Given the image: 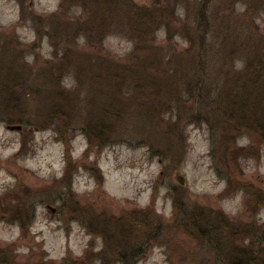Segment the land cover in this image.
<instances>
[{
	"label": "rangeland",
	"instance_id": "rangeland-1",
	"mask_svg": "<svg viewBox=\"0 0 264 264\" xmlns=\"http://www.w3.org/2000/svg\"><path fill=\"white\" fill-rule=\"evenodd\" d=\"M131 1L165 8L138 22L147 35L128 15L92 25L71 1L0 0V256L262 264L264 143L233 131L264 113L247 102L264 0Z\"/></svg>",
	"mask_w": 264,
	"mask_h": 264
},
{
	"label": "trees",
	"instance_id": "trees-1",
	"mask_svg": "<svg viewBox=\"0 0 264 264\" xmlns=\"http://www.w3.org/2000/svg\"><path fill=\"white\" fill-rule=\"evenodd\" d=\"M69 1H71L72 3L75 4V6L80 7L83 10L84 9L88 10L90 23L92 25H96V26H101V27H103V26L105 27V25L114 26V24L117 23V20H118V23L120 25V21L118 19L120 14L132 16L129 19H127V21L132 23L133 28H131V30L133 31V33H135V35H137V34L147 35L148 33H150V31H151L150 27L146 28V29H142V28L137 26L138 22H142V23L152 25L153 22L162 15V12L165 9L164 7L160 6L159 4L154 3L151 5L149 10L146 8L148 13H145L144 7H142L141 9L137 8V6L131 0H65V3L69 2ZM141 15L143 16L142 17L143 19L139 20L138 17ZM105 18H106V20H105ZM136 19L139 21H136ZM122 20H124V19H122ZM80 23L78 25V29L80 31H82V33H83L82 35L84 37L88 38L89 37L88 31L84 28L85 23H81V24ZM202 34H203L202 37H204V36L206 37V35H205L206 31L203 32ZM131 37L134 40H136L135 44H134V50H133V53H136L137 51L142 49V46H141L140 41L138 40V37H136V36H134V37L131 36ZM204 40L201 41L202 46H203V44H205ZM137 41H138V43H137ZM191 42L193 43V41H191ZM152 45H153L152 48L154 49L152 55H154L155 60L158 61L159 58L161 57L160 53H161L162 48H161V46H155L154 44H152ZM151 51L152 50L149 51L150 54H151ZM198 55H200L202 57V55L200 53ZM246 62L249 64L248 61H246ZM158 63H159V61H158ZM256 65H257L256 68H259L262 66V68L264 69V67H263L264 65L262 63L260 64L257 61ZM117 67H118V70H117ZM117 67H108V69L113 74H123L125 72V71L122 72L121 70H119V66H117ZM123 67H125V66H123ZM256 68L254 65L252 70H254ZM129 72L130 71L128 70V73ZM111 73H109V74H111ZM106 76H108V75H106ZM261 80H262V76H261V74L259 75V70L255 71L251 76L248 77V81L251 82L253 85H255L254 91H257V92L255 93L254 98L250 94L251 97L248 98L247 102H250L252 100L254 102L257 101L256 106L260 107L263 105V107H264V84H263L264 79L262 80L263 86L260 88V86L262 85V84H260ZM258 87L260 88L259 90H258ZM58 95L61 96L62 91L61 92L59 91ZM237 119H239L240 122L236 123L237 125L234 128L233 132L235 133V135L237 133H239V131L243 130V129H241L242 127H245L244 133L249 135L248 134L249 131L254 132L253 135L259 137L260 141H262L261 144L263 145V143H264V113L260 114L258 112L257 114L252 116L251 122L253 121V124L245 123L248 121L247 119H249L246 116V112H245V115H243V116H241L239 114V117L237 116ZM194 121H196V120L191 119V120H189V123H193ZM242 122H243V124H242ZM244 124H246V125H244ZM65 128H66V131H67V129H69L68 126H65ZM93 129L95 130V128H93ZM91 131H92V129H91ZM95 132L97 134L93 133V135L97 139L98 136H100V132H99V130H98V132H97V130H95ZM89 134L90 133L88 132V135ZM235 135H233V136H235ZM131 257L132 258H130L129 261L132 264H134V262L136 260L140 259L139 258L140 252L135 251L134 253H132ZM0 259H1L0 264H11V263H9V260L4 262V259L2 258V256H0ZM119 261L122 262L123 264H126L125 258H120ZM233 263L234 264H243V262L241 260H235ZM262 264H264V261Z\"/></svg>",
	"mask_w": 264,
	"mask_h": 264
},
{
	"label": "water",
	"instance_id": "water-1",
	"mask_svg": "<svg viewBox=\"0 0 264 264\" xmlns=\"http://www.w3.org/2000/svg\"><path fill=\"white\" fill-rule=\"evenodd\" d=\"M10 129L12 130H20L21 129V125H12V126H9Z\"/></svg>",
	"mask_w": 264,
	"mask_h": 264
}]
</instances>
